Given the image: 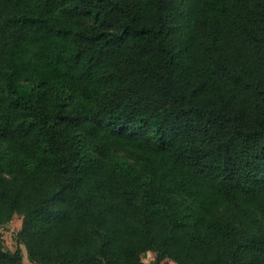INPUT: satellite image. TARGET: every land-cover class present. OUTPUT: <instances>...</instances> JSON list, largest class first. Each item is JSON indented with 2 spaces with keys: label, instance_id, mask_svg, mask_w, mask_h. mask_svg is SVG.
Masks as SVG:
<instances>
[{
  "label": "trees",
  "instance_id": "trees-1",
  "mask_svg": "<svg viewBox=\"0 0 264 264\" xmlns=\"http://www.w3.org/2000/svg\"><path fill=\"white\" fill-rule=\"evenodd\" d=\"M0 264H264V0H0Z\"/></svg>",
  "mask_w": 264,
  "mask_h": 264
},
{
  "label": "rangeland",
  "instance_id": "rangeland-1",
  "mask_svg": "<svg viewBox=\"0 0 264 264\" xmlns=\"http://www.w3.org/2000/svg\"><path fill=\"white\" fill-rule=\"evenodd\" d=\"M21 223H22V217L20 215L16 214V215H14V217L12 218L11 221H9L6 224H4V226H6V227H2L0 229V235L2 236V239L4 241V244H5L6 248H8L10 250H13V251L17 248V243L15 241V235L20 230ZM22 248L24 249L23 256L25 257V259L27 261H29L28 255H27V251L25 250V247L22 246ZM144 260L148 264H155L154 263L155 254L152 253V252H148L146 254ZM171 262L176 264L174 261H171ZM162 264H171V263L170 262H164Z\"/></svg>",
  "mask_w": 264,
  "mask_h": 264
},
{
  "label": "crops",
  "instance_id": "crops-1",
  "mask_svg": "<svg viewBox=\"0 0 264 264\" xmlns=\"http://www.w3.org/2000/svg\"><path fill=\"white\" fill-rule=\"evenodd\" d=\"M23 249V248H22ZM23 253H24V249H23ZM172 260H169V259H167V260H165L164 262H170L171 264H174L173 262H171ZM163 262V263H164ZM176 263V262H175ZM23 264H34V263H32V262H30V260L29 261H27L26 259H25V257L23 256ZM177 264V263H176Z\"/></svg>",
  "mask_w": 264,
  "mask_h": 264
},
{
  "label": "water",
  "instance_id": "water-1",
  "mask_svg": "<svg viewBox=\"0 0 264 264\" xmlns=\"http://www.w3.org/2000/svg\"><path fill=\"white\" fill-rule=\"evenodd\" d=\"M2 227H6V226H4V225H0V229H1Z\"/></svg>",
  "mask_w": 264,
  "mask_h": 264
}]
</instances>
